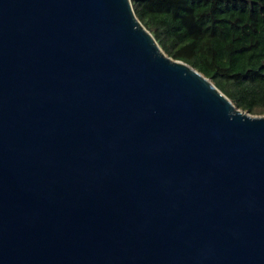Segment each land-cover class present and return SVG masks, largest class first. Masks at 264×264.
<instances>
[{"label":"water","instance_id":"1","mask_svg":"<svg viewBox=\"0 0 264 264\" xmlns=\"http://www.w3.org/2000/svg\"><path fill=\"white\" fill-rule=\"evenodd\" d=\"M0 264H264V114L132 0H0Z\"/></svg>","mask_w":264,"mask_h":264},{"label":"trees","instance_id":"2","mask_svg":"<svg viewBox=\"0 0 264 264\" xmlns=\"http://www.w3.org/2000/svg\"><path fill=\"white\" fill-rule=\"evenodd\" d=\"M170 56L182 59L240 108L264 114V0H132Z\"/></svg>","mask_w":264,"mask_h":264}]
</instances>
